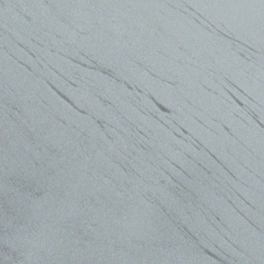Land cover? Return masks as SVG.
<instances>
[{
	"label": "water",
	"instance_id": "1",
	"mask_svg": "<svg viewBox=\"0 0 264 264\" xmlns=\"http://www.w3.org/2000/svg\"><path fill=\"white\" fill-rule=\"evenodd\" d=\"M0 264H264V0H0Z\"/></svg>",
	"mask_w": 264,
	"mask_h": 264
}]
</instances>
